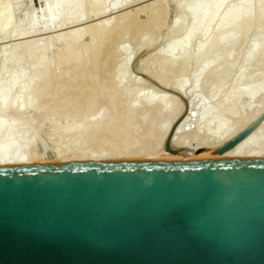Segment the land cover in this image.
I'll return each mask as SVG.
<instances>
[{
	"label": "water",
	"instance_id": "95a60500",
	"mask_svg": "<svg viewBox=\"0 0 264 264\" xmlns=\"http://www.w3.org/2000/svg\"><path fill=\"white\" fill-rule=\"evenodd\" d=\"M0 264H264V158L0 167Z\"/></svg>",
	"mask_w": 264,
	"mask_h": 264
},
{
	"label": "rangeland",
	"instance_id": "374dc122",
	"mask_svg": "<svg viewBox=\"0 0 264 264\" xmlns=\"http://www.w3.org/2000/svg\"><path fill=\"white\" fill-rule=\"evenodd\" d=\"M129 1L131 3L129 2L130 4H127L128 6L125 5L124 7H122V8L120 7V8H117L115 10H113V9H111L110 11L107 10V13L106 12L104 13L106 15L102 14V16L104 15L103 17L98 15L99 19H98L97 16L95 17L96 19L93 18V17H90L89 19H85V20L83 19L82 21H79L78 23L75 22V24L77 23V25L70 24L69 26H66V25H65V27L64 26L63 27L59 26L58 28L55 26L56 28L51 27V29H47V30L45 29L44 31H41L42 30L41 26L43 25L45 18L42 15L41 11H40L41 12L40 13V12H38V10H36V8L40 10L39 5L37 7L36 6L33 7V3H34L33 0H4V2L6 4V7L3 9L2 13L0 14V30H2V28L4 26L9 25L13 20H15V22L17 23L19 28L21 26V28L24 27L23 29H26L25 26L26 27L28 26L30 19H32V18L34 19V16H35V19H38V17H40V15H41L40 19H38L37 26L35 27V31H37V32H35V31L33 32L32 31V32H30V35H29V33L26 34L27 36L26 35H22L21 36V34L19 32H17L19 34V35H17V33L15 34V32H14L15 35L13 34V36H11V37H6V38L2 37V38H0V50H2L5 53L4 49H5V47L8 46L6 48V49H8V50H6V54H8L7 53L8 51H10V53H14L15 52L17 54L18 59L20 57V59H19V60H21L20 63L22 64V67L24 69L23 71H25L24 72V78L30 77L31 74L32 75H34V74L36 75V73H37L36 77L38 79V82H36V84L38 83V85H36V90H37L36 94L38 93L37 95H39V91L38 90L42 89L40 91V95L41 94L42 95L38 96L40 98V100H39V98L36 97V94H35V97L37 98L38 101L36 100V98L32 99V97H30V96L29 97L32 100L28 96H27V99L24 98L25 105H27L29 107L27 111H24V112L19 113V114L15 113V112L6 113V114L0 116V119L7 120V122H9V121L13 122L14 125L16 126V130L18 131L19 136L21 137V136L25 135L24 137L27 140H29L30 145H28L27 147H29V150H31L30 152L35 153V155L38 154L39 161H38L37 164L97 162V161H93V159L90 161V158H89V160H87L88 158L86 160H78L77 159L78 161H76V162L75 161H61V160H63V159L67 160V158H70L71 156H73V158L75 156H76V158H79L80 154L78 152L77 153L75 152L76 151L75 148H76L77 143H78L77 141H80L79 139H81V137L79 135L81 133H86V129H87V131H90V129H91V132H89V133L92 136L94 135V133L92 132V131H94V128H92L93 127L92 126V124H93L92 122L97 120L96 117L98 119H101V120L105 118L104 121H108V120L110 121L111 116H112L113 120H111V121L117 123V122H119V121H117V119H121V114H119V113H123V115L125 114L124 116H126V115L131 116L130 110H129V108L127 109V107L129 105V103H130L131 106L134 105L133 103L135 101V98L133 99L132 97H135L136 93H137V96H141V95H143V93L145 95H147V94H149L148 92H150V95H151V93H152V95H154L153 93L154 92H158L157 90H162L159 86L156 85V83H157L156 81L157 80L155 78L158 77L159 75L167 78L170 81L174 80V82L182 81L181 79H183L184 81L187 82L186 83L187 84L186 85V89L187 88L189 89V87L191 86V79L193 78V76L197 72V66L195 67V63H197L198 61L201 62L203 60V58L199 57V55L197 56V53H196V55H195V53H192V56L188 59V63H186V65H181L180 63L182 61V58H181V56L176 54V55H174V57H175L174 58L175 59V63L174 64L175 65L173 64L171 66V64H169L168 61H166L168 59V56H167L168 54H167L166 51H167V47H168V44L170 42V38H171V35H172L173 31H175L177 33L183 32L189 26V19L186 18V17L180 16L181 15L180 14L181 13L180 9H181V7L184 6L185 2L188 1V0H178V1L177 0L176 1L175 0H158V1L157 0H129ZM160 1H163L161 3L163 5V11L165 13V16H164L165 19H164V22H162V20H161V22L159 23V22H157V21H160L159 18L156 21V19L154 20V18L152 17V14H153L152 12H154L155 10L156 11L160 10V7H158V6H160V4H158L157 7L155 6L157 9L155 8V10L150 12L151 17L153 18V19H150V20L156 21V24L159 23L158 26H156V24H155V27H154V26H151V24H149V23H151V21H149V19L147 17H150L149 16L150 14H147L146 11H147V7L150 4H152L154 2L155 3L156 2H160ZM244 1H247V2L249 1L255 7L257 6L256 9H255L256 13H253L251 18L248 20V23L245 24L246 25L245 26L246 30H244V28H243L242 37L236 43V45L229 42V43H225L223 45H220V46L216 47L213 50L211 56L217 57V63H215L212 68H210L202 76H200V80H201L200 84L201 85L198 84V88H197L198 92L195 94V96H193V100L195 101L193 103L194 107H195V110H194L195 113L197 112L199 114L201 112L199 110H202V107L204 109L205 106L206 107H209V106L211 107L213 105V104H211V103H213V101H211L209 99L210 98V92L212 90H220V89L227 90V89L231 88L232 86H234V84L236 83L237 79L240 76H244V79L248 80L249 79L248 77H250L256 71V64H258L259 62L264 60V47L259 49L254 55H252L250 53V47L254 43H256L259 40V38H260V35H258V33L260 34V33H262L264 31V20L263 21L262 20H258V18H257V17H260L261 15L264 14V0L263 1L259 0V2H258V0H228V3H230V4L231 3L233 4V3H236V2L242 3ZM0 2H3V1L1 0ZM30 4L32 6V8L30 7L31 10L29 9ZM162 5H161V10H162ZM258 5L260 7H258ZM143 7L146 9V11H144ZM88 9L89 8H85V11L88 12L89 11ZM32 11L34 12L33 17H31L32 16L31 13H33ZM142 11H144V13ZM145 12H146V14H145ZM26 13H29V14L26 15ZM121 13L122 14L124 13L123 16H122L123 18L121 17V15H122ZM128 13L130 14L129 16H128ZM156 13H154L153 15H156ZM160 13L161 12L159 11V13H157V16ZM30 14H31V16H30ZM117 15H120L119 18H118ZM134 16H136V17H134ZM157 16H156V18H157ZM114 17L116 19L118 18V22L121 21L122 19H126L127 17H129V18L126 19V21L125 20L123 22L121 21L122 24L124 22H126L124 30L121 28L122 27L121 23H119V25H115V28L114 27L112 28L115 31L114 33L115 34L117 33L116 35L114 34L115 36L113 38V39L116 38L115 43L118 42V47H119L120 44L124 43L125 49H127V53H125L126 50H125L124 53L121 52L120 50H115L114 48L116 47L117 44L114 43L113 39L110 40L113 43L109 41L111 43V45H110L109 42H107L109 37L106 39V36H107V34L109 35L110 32L113 33L112 30L110 32L107 31L108 33L106 32L105 36L103 35V31L99 32V35L96 33V37H97L96 39H95V37L92 38V36H91L92 35L91 30L94 31L93 29H90V30L87 31V29L90 28L91 24L93 26V25H95V23L97 21H98V23L104 22L105 18H106V20H110V21L113 18L112 22H114ZM133 17H134V19H136V20H134L135 22L133 21V23L137 24L138 26L133 25V24L130 23L131 22L130 19H133ZM41 18H43V20H42L43 23L41 21ZM184 18H186V19H184ZM146 19H148L147 23L145 22ZM45 21H46V19H45ZM80 22H81V24H79ZM38 23H39V25H38ZM116 23H117V20H116ZM143 23H146L147 25L149 24L148 27H149L151 32L149 31L147 25L143 24ZM140 24H141L140 28H142V26H143L142 29H140V28L138 29ZM131 25L135 26L136 30L137 29H138V31L140 30V32L137 33L138 36L135 35L136 34L135 32H137L135 29L133 30V31H135L134 32L135 34L134 33L131 34V30H129V28L132 27ZM153 25H154V23H153ZM92 26H91V28H92ZM119 26H120V30H123V31H125L126 29L129 30V33H128V31H126L125 33L120 31L121 33L125 34V35L123 34L124 36H120L121 41H122V38H123V41L120 42V43H119L120 40H119V37H118L120 34L118 35L119 32H116V31L119 30ZM126 26L127 27L131 26V27L126 28ZM150 27L153 28L154 30L151 29ZM61 28H63V29H61ZM81 28H85V33L83 34L84 30L82 29L81 30V36H80V39H79V42H80L81 45L80 44L78 45V43L75 44L76 47L79 46V48H77V50H75L76 48L75 49L72 48L74 46L73 45L72 47H70V48L68 47L66 49L67 43H66V45L63 44L65 42L58 43L59 45L55 44V46L53 44V46L50 47V49L51 48L52 49L51 50L49 49L50 51L46 52V54L44 55V59L46 58L45 59L46 66L43 67L44 70L43 69L40 70L41 72L39 70H37L34 74L31 73V69H32L31 67H33V65H34L33 62H35L37 60L36 58H38V56H40V53L37 50H34L32 52L30 51V53L29 52L26 53V51L23 50L24 54L22 53V50H20V52H18L19 50L17 52H16V50H14L15 47H17V46L19 47L23 43L24 44H26L28 42L31 43L32 40H33V42H37V40H39V42H41V44L43 46V45H45L44 43H46V42L48 43V40H50L49 39L50 36H51V38H54L56 33H57L56 36H58V35H61V33L65 34V33H69V31L72 32V30L74 31L75 29H79L80 30ZM116 28H117V30H115ZM131 29H133V28H131ZM253 29L257 30V34L254 33ZM86 32H87V34H86ZM94 32H93V34H94ZM101 34L103 35V37L101 36ZM97 35L101 36L102 38H105L106 42L103 39V41H102L103 44H102L101 43L102 38L101 37L98 38ZM131 35H132L133 38L131 37ZM135 36H136V38H135ZM35 39H37V40H35ZM40 39L41 40L44 39V40L41 41ZM204 39L205 38L197 37L193 41L192 45L196 46L198 44H201V41H204ZM117 40H119V41H117ZM98 41L102 44V48L100 47V49H102V50H104L105 47L103 48V46H105L106 43H108V45H109V46L108 45L106 46V48L108 47L109 51H107L105 49V51H104L105 55L103 53V55L101 57H100V55L102 54L100 52L101 50L99 49V47H97V46H100ZM47 43H46V45H47ZM126 43H127V45H126ZM113 44L115 46H113ZM110 46H112L111 49H109ZM64 47H65V49H64ZM92 47H93V49L91 50ZM118 47H116V48H118ZM233 47H236V48L233 49ZM2 48H4V49H2ZM95 48H96V50H95ZM78 49H79V51H78ZM97 49H99L100 51H98ZM12 50H14V51H12ZM114 50H115L116 53L114 52ZM93 51H95V53ZM75 52H76V54H74ZM97 52L100 53L99 57L96 56V55L94 56V54H97ZM230 52H231V55H230V57H228V54ZM65 53H68V55H69L68 57L69 58L66 57V55H64ZM92 53H93V55H92ZM107 53H109L110 55L107 54ZM122 53H123V55H122ZM78 54H80L79 55L80 59H78ZM107 55H109L110 58L112 59L111 61H114V62L110 61V62H108V64H106L107 60L105 61V59H106L105 56H107ZM165 55L167 56L166 60H165V57H166ZM93 56L97 58V59L94 58L96 61L93 59ZM108 58L109 57L107 56V59ZM115 58H116V60H115ZM199 58H201V61H200ZM64 59H66V60L64 61ZM92 59H93L94 63L92 62ZM124 59L128 60L127 63H126L127 65L122 64ZM248 59H250V63H249L250 65L245 69L244 66H245L246 61ZM118 60H119V62H118ZM108 61H109V59H108ZM8 62L6 63V69L7 70L10 69V62H9V64H8ZM65 62H67V63L65 64ZM25 64H27L28 66L25 65ZM121 64L123 66H120ZM76 65H79V68H77V70L78 69L80 70V66H83L82 69H81V72H83L86 68H87L86 70L90 72V70L94 68L95 72H97L96 74H94L96 79L94 78V76H92L93 73H95L93 71L92 74L89 75V76H92L93 79H95V81L93 79L90 80V84H93L92 82H94V87H95V85L97 87L100 84L98 86V88L99 87H104L105 89H106L105 86H107V91H108V89L110 90L109 92H107L108 93L107 96L110 93V95L108 96V99H110L109 97H111V99L110 100H108V99L106 100L107 96H106V91H105V96L106 97L103 98L102 95H101L97 99V102L102 101L103 104H101V105H97L96 106L97 103L95 102L93 105H91V108H89V106H87V105H84V109H81V107L83 108V105H81V107H80V104L77 105V108H76V106H74L73 109L66 107V105L69 106V104H68L69 102L68 101H70L69 99H71V97L68 96L69 98H67V100L62 99V96L60 94H58V92H59L60 89L62 90V88H64V86L62 87V85H67V83H68V82H66V84H63V82H64L63 78L64 79L65 78L69 79V77H70L71 84L72 83L73 84H77V83H79L81 81L80 77H77V78L75 77L74 78V76H73V78H71V71H72V69L74 67L75 68L77 67ZM87 65H88V67H87ZM108 65L109 66L111 65L110 66L111 69H108V68H110ZM118 65H119V67H118ZM84 66L86 67L85 69H84ZM89 66L90 67L92 66L91 69L89 68ZM8 67H9V69H8ZM112 67H113V69H112ZM25 68H27V70ZM75 68L73 69V71L74 70L76 71ZM42 71L44 72L45 75L42 74ZM216 71H217V74H218V72H220V73L222 72L220 74V76H218L216 74ZM103 72L106 75L108 73V75H110V76H111V74L113 72V74H112L113 77H115V75L117 76V77H115V79L112 77L113 78L112 81L115 82V84L113 83V85H114L113 86L114 89L112 90L113 93L111 92L112 86H108V83H109L110 80L107 82V80L104 79L105 78L104 76H106V75L102 76ZM150 73H152V74H150ZM41 74L43 76H41ZM86 74H88V72H86ZM146 74H148V75H146ZM214 74L217 75V76L215 77ZM67 75H68V77H67ZM108 75L106 77L107 79H108ZM150 75L154 76L155 78L154 77L152 78ZM87 77H88V75H87ZM84 78H86V77H84ZM89 78L91 79V77H89ZM110 78L111 77H109V79ZM150 78H152V79H150ZM216 79H217V81H216ZM39 80H40V82H39ZM88 80H87V82H84L86 86H88V84H89ZM98 80H99V82H98ZM104 80H106V81H104ZM151 80H153V81H151ZM66 81H68V80H66ZM101 81L103 83L106 82L107 85H106V83H104L105 85L101 86V83H100ZM154 81H155V83H154ZM96 82H98L99 84L97 85ZM135 82L137 83V86H136ZM90 84H89V86H90ZM111 85H112V82H111ZM91 88H93V87H91ZM247 88H248V86H242L241 87V89H247ZM151 89H154V90H151ZM188 89H187V91H188ZM61 90H60V92H61ZM169 90L170 89H168V91H166L165 93H167L169 95L171 94L173 96L174 92L171 93V91L169 92ZM42 91H44V92L46 91V92L43 93ZM139 91H140V93H139ZM141 92H143V93H141ZM146 92H147V94H146ZM127 93L128 94L130 93V97L129 98H132V99H130V100L124 99L123 96H124V94H127ZM183 93L181 92V94H183ZM119 94L121 95V97H120ZM155 94L159 95L157 93H155ZM175 94H178V93H175ZM59 95H60L61 98L59 97ZM126 96L127 95H125V98H126ZM179 96H180V94H179ZM184 96H186V95L184 94ZM224 96L225 95L223 93L220 97L223 98ZM173 97L176 98L177 96L174 95ZM180 97H181V99L177 97L176 101L173 100L174 102H172L168 98L171 101L172 104H175L176 108L179 107V109L181 111L178 108H177V110L180 111V114L182 113L181 115L179 114V116H180V117L178 116L179 118L176 117V119L173 120V123L171 122L172 124H171L170 127H172L175 124H176L177 127H179L180 122L182 121L181 118L182 117L186 118L187 115L189 113H191L190 111L194 109V107L191 109L190 108L191 106L188 105V101L190 102V100H191V99L190 100L186 99L188 96H186V98H185V97H183L181 95ZM189 97H191V94H189ZM196 97H197V99H196ZM220 97H218V98H220ZM236 97H238L237 98L238 102L235 99V101H236L235 107L233 106L232 108L235 110L234 111L235 112L234 115H236L237 112H238L237 117L236 118L233 117L235 119L225 118V120H224V117L223 118L222 117L221 118H217L218 120L220 119V121H223V122L225 121V124L229 125V128L231 130H232L231 127L235 128L236 130H239V127L240 126L243 127L246 124V122L248 123V125L246 124V126H250L260 116H263L262 114H264V94H263V96L259 95V97H257L256 99H253L254 103L251 105V109H249L250 105L248 104L249 102H247L249 100L246 99V97L245 98L243 96L242 97L241 96H236ZM119 98H120V100H118L119 102H117L116 100L119 99ZM112 99L115 100V102L112 101ZM103 100H104V102H103ZM253 100H251L250 102H252ZM27 101H28V103H27ZM106 101H107V103H106ZM108 101H111L109 103V105L111 107L113 106V104L115 106H118L121 101L123 103L124 102L126 103V104L125 103L123 104L121 102V104H120V105H122V104L124 105L122 107L124 109H121L122 112L121 111L119 112V110L117 111V112H119L118 114L120 116L116 113V111L114 112V113H116L115 115L117 116V118H115V119H114L115 116L112 115V113L109 110L105 109L107 107V105H108ZM180 101H181V103H180ZM33 102H34V105H32ZM63 102H64V104L66 102L67 103H66L65 106H62L63 107V110H62L61 105H63ZM71 102L72 101H70V103ZM175 102H177V103H175ZM56 103H59L60 105L56 104ZM115 103L118 104V105H116ZM171 103L169 102V105H171ZM241 103L245 106V108H244V106ZM246 103L248 105L247 109H246ZM28 104H30V106ZM104 104H105V107H104ZM94 105H95L96 108L95 107L93 108ZM31 106H32L33 110H31V108H30ZM55 106L57 107V109H56ZM187 106H189L188 107L189 109H187ZM239 106L241 108L243 107L244 109L242 110ZM34 107H35V109H34ZM85 107H87V108L85 109ZM64 108L66 110H64ZM79 108H80V110H79ZM92 108H93V110H91ZM182 108H183L184 111L182 110ZM67 109H70L71 113H69L70 110L67 111ZM72 110H73V112H72ZM146 110L144 109V111H146ZM188 110H190L189 113H188ZM124 111H126V113ZM148 111H150V112H148ZM148 111L144 112V114L142 113V111H140L141 113H139V115H141L142 117H140L138 115L139 116L138 119H134L132 117L131 119H129L130 121L126 120L127 123L125 122V126H127L128 130H130V131L128 133L127 132L128 130L126 131V129H127L126 128L125 129L126 133L124 135L127 134V136H129V135L133 136L132 138H134L135 141H137V142H134L135 145L138 147L136 150H140V154H139V151H138V153L135 154L136 150H134L135 152H134V154L132 153L133 154V156H132L131 151H133V150L131 149L130 150V155L131 156L129 155L130 158L129 157L125 158V156H120L119 157L117 155H114V154L110 153L109 151H107V152H105V151L99 152L98 151V153L95 152L94 156L98 157L103 152L105 154V155L104 154L102 155L103 159L101 161H98V162H109V161H153V160H146L147 158L143 157L142 154L145 155V153L147 154V153H151V152H155L156 151V147H157V145L160 144V141L162 139L161 138L162 136H159L160 133H159L158 125H159L160 119L162 120L164 118H163L162 115H161L162 116L161 117L158 112L157 113H158V115L160 117H157L158 116L157 113H156L157 110H155V112H154V109L153 110L148 109ZM151 111H153V112H151ZM245 111H246V113H245ZM86 112H87V114H86ZM96 112H97V114H96ZM102 112L104 113V115L106 114V116H104L103 118H102V116H103ZM127 112H128V114H127ZM202 112H203V110H202ZM84 113H85V115H84ZM152 113H155V116L156 115L157 116L156 117L153 116ZM197 113L195 115H198ZM193 114L194 113H192V115ZM199 115H201V113ZM255 115H256L257 118L255 117L256 119L254 120L253 118H254ZM83 116H86V118H84ZM109 116H110V119H109ZM106 118H107V120H106ZM241 118H242V120H241ZM165 119H166V117H165ZM217 119H215V120L213 119V121H211V122H213L212 123L213 124V129L212 130H214V127H215L214 125H215ZM86 120L87 121H89V120L92 121L91 122V127H90L89 130H88V128H89L90 125H88V127H87L88 123H86V124L84 123V122H86ZM133 120H134V122H133ZM141 120L142 121L144 120L143 123L141 122ZM146 120H147V122H150V123H147L148 125L145 122ZM167 120H168V117H167L166 120H163L162 122H166ZM194 120H195V118H194ZM250 120H251V122H250ZM170 121H171V118H170L169 122ZM174 121H176V122H174ZM197 121H198V119H197ZM214 121H215V123H214ZM242 121H243L244 124H242ZM263 121H264V118L262 119V122L258 125V127L254 130V132L258 131L257 129H259V127H260V130H261V124H262V131H260L261 133L258 131V134H257V132H256L257 136L255 135L253 137V140H252V143H254V141L257 142V140H258V142L254 143V145H250L251 143L248 144V145L253 146V147L255 146L256 148H261V147L264 148V124H263L264 122ZM167 123H168V121H167ZM228 123H230V124H228ZM84 124H85V126L87 128H85ZM212 124L208 123V129H209V126L212 127ZM194 126L191 125V127L189 126V128L193 129ZM137 127H138V129H137ZM241 127H240V131L239 132H241ZM135 128H136V130H135ZM205 128L207 129V127L196 129V130H194V132H192V133L188 134L187 136H185L184 139L188 142L187 144H189L192 147L193 146L196 147V145L198 147V145L200 146V144H201L202 148H203L205 146V142L207 144L213 138L215 139V137L211 136V135H214L212 133L213 131H211V133L209 132V134H211V135L209 136L210 139L208 138L209 134H207L208 131H207V133L205 132L206 131V130H204ZM244 128H245V126H244ZM235 129H233V130L236 131ZM210 130H211V128H210ZM233 130H232V133H236L237 132V131L234 132ZM203 133L206 134L207 139H206V137H205V135ZM83 135L85 136V134H83ZM135 135H136V137H135ZM81 136H82V134H81ZM259 136H261V137H259ZM166 137H165V139H166ZM187 137H189V138H187ZM105 138L109 139L108 141L111 140L110 136L109 137L105 136ZM125 138H126V136H125ZM126 139L127 140L130 139L129 142L131 144L130 136H129V138H126ZM165 139H164V142H165ZM214 139H213V141H214ZM127 140H125L124 143H126ZM141 142H142V144H141ZM150 142H151V144H150ZM164 142H163V146L161 145L162 143L160 144V146L162 148H164ZM210 143H211V141H210ZM260 144H261V146H260ZM155 145H156V147H155ZM257 145H259V147ZM121 147H122V145H121ZM42 148H45V149L43 150ZM81 148L84 150L83 152L85 153L83 155L81 154V156L94 158L93 154L90 152V149H92V148L93 149H97L98 147H92V145L90 143H84ZM73 149H75V151H74V153H76L75 155H73V154L71 155V153L73 152ZM123 149H124V153H125V150L126 151L128 150V143H127V149H126V146ZM123 149H122V151H123ZM29 150H28V152H29ZM59 150L62 153L60 152V154H59ZM141 151H142V153H141ZM83 152H81V153H83ZM127 152H129V151H127ZM45 153H47L49 157L47 156V154L45 155V157H43V155ZM90 153H91V156H90ZM77 154H79V155H77ZM97 154H98V156H97ZM127 154H129V153H126V154H123V155H127ZM136 155H138V156H136ZM187 159H189V158H187ZM206 159H212V157L206 158ZM179 160H186V158H181V159L179 158ZM156 161H168V160H156Z\"/></svg>",
	"mask_w": 264,
	"mask_h": 264
},
{
	"label": "bare ground",
	"instance_id": "6f19581e",
	"mask_svg": "<svg viewBox=\"0 0 264 264\" xmlns=\"http://www.w3.org/2000/svg\"><path fill=\"white\" fill-rule=\"evenodd\" d=\"M2 1L3 2H0V14L2 13L3 9L6 7V4H5L4 0H2ZM33 1H35V0H33ZM37 1H38L40 10L37 9V8H36V10H38V12L41 11L42 12V15L46 19V21L44 19V23H43V21H42L43 18H41V21L43 23V25H42L43 27L40 25L41 28H42L41 31H44L45 29L46 30L47 29H51V27H54V28H56V27L58 28L59 26L60 27H63V26L65 27V25L66 26H69L70 24L77 25V23L79 21H82L83 19L84 20L85 19H89L90 17L95 18L97 16L98 19H99V16L98 15L102 16V14H104L105 12L107 13V10L110 11L111 9L115 10L117 8H120V7L122 8L125 5L128 6L127 4H130L131 3L129 0H37ZM261 1H263V0H261ZM161 2H163V1L156 2V3L154 2V3L150 4L147 7V11L144 8L145 6L143 7L144 8V11H146L147 14H150V12L153 11V10H155V8L158 6V4H160V6H158V7H160V10H157V11L155 10L154 12H152L153 14L156 13V12L159 13V11L161 12L160 14H158V16H157V13H156V15H153L152 14V17L154 18V20L156 19V21H157V19L159 18L160 21H157L159 23L161 22V20H162V22H164V19H165V17H164L165 16V13L163 11V5H162ZM258 2H259V0H258ZM161 5H162V10H161ZM30 7L32 8L31 4L29 6V9H30ZM33 7H35V3H33ZM256 7L254 5H252V3L249 2V1L248 2L247 1H244L242 3L236 2V3H233V4L232 3L231 4L228 3V0H188V1H186L185 4H184V6L181 7V9H180V11H181V13H180L181 15L180 16L186 17V18L189 19V26L183 32L177 33L175 31H173V33L171 35V38H170V42H169L168 47H167V51H166L167 54H168V55L166 54L168 56V59L166 60L167 56L165 55L166 56L165 57V60L168 61V63L171 64V66H172L175 63V59H174L175 57H174V55H176V54L179 55V56H181V58H182V61L180 63L181 65H186V63H188V59L192 56V53H195V55L197 53V56L199 55V57H202L203 58L202 61H201V58H199L201 62L198 61L197 63H195V67L197 66V72L193 76V78L191 79V86L189 87V89L187 88L188 91L186 89V85H187L186 83L187 82L184 81L183 79H181L182 81L174 82V80L173 81H170L167 78H165L163 76H160V75L158 77H156V78L154 76L150 75L152 78L154 77L157 80L156 82L158 84L156 83V85L159 86L163 91L162 90H157L158 92H154L153 93L154 95H152V93L150 95V92H148L149 94H147V92H146L147 95H145L143 92H141V93H143V95H141V96H137V93H136L135 94V97H132L133 99L135 98V101L133 103L134 105L131 106L130 103H129V105L127 107V109L129 108V110H130L131 116H128V115L124 116L125 114L123 115V113H119L121 111V109H124L122 107L124 106L123 104L125 102L123 103L121 101L123 103L122 105H120L121 102L119 103V105L115 103L118 106H115L113 104L114 107L113 106L111 107L109 105V103L111 101H108V105L106 104L107 107L105 109L106 110H109L112 113V115L115 116L114 119L117 118V116L115 115L116 113L117 114L118 113L121 114V119H117V121H119V122H117V123L112 122L111 120H113L112 119L113 117L111 115H110L111 116V119H110V116H109L110 121L109 120L108 121H104L105 118L102 119V120L101 119H98L96 117L97 115L95 116L97 120H95V121L93 120L94 122H92L91 120H89L90 122L86 120V122H84V123L85 124L88 123L87 124V127H88V125H90L89 128H88V130L91 127V122L93 123L92 124V126H93L92 128H94V131H92V132L94 133V135L92 136L89 133V132H91V129H90V131H87V129H86V133H81L82 136H81V134L79 135L81 137V139H79L80 141H77L78 143H77V146L75 148L76 151H75V149H73V152L71 153V155L72 154L75 155L78 152L80 154L79 158H76V156L73 158V156H71L72 158L70 157V158H67V160H64L63 159L61 161H75L76 162L78 160H86L87 158H88L87 160H89V158H90V161L93 159V161H97L98 162V161H101L103 159V156L102 155L104 154V152H103L101 155L99 154L100 156H98V154H97L98 157L94 156L95 155V152L98 153V151L99 152H102V151L107 152V151H109L110 153H112L114 155H117L119 157L120 156H125V158L126 157H129L130 158V156H131L130 155V150L132 149L133 151H131V154L132 153L134 154V152H135L134 150H136L138 147L135 145L134 142H137V141H135V139L132 138L133 137L132 135H129L130 138H131V144L129 142L130 139L129 140L126 139V138H129V136H127V134L124 135L126 133V131L128 130L127 126H125V122L127 123V121L129 119H131L132 117L134 119H138L139 116L142 117L141 115H139V113H141L140 111H142V113L144 114V112L148 111V109H151V110L154 109V112H155V110H157L156 113L158 112L159 115L160 116L162 115L163 118H164L162 120L160 119V122L161 123L159 122V125H158V129H159V133H160L159 136H162L161 137L162 139L160 141V144L162 143L161 145L163 146L164 139L167 136V134H168V132H169V130L171 128L170 126L173 123V120L176 119V117L179 116L180 111H181L179 109V107H177V108L180 111L177 110V108L175 107V104H172L171 103V101L174 102L173 100L176 101L177 100L176 99L177 97L174 98L173 97L174 95L172 96L171 94L169 95V94H167L165 92L168 91V89H170L169 92L171 91V93H173V92L174 93H178V95L180 94V96L182 95L181 92L182 93L184 92L183 94H185L186 96H188L187 98L185 96V98L187 100H190L191 99L190 102L188 101V105L191 106L190 108L192 109L194 107V104L193 103L195 102L193 100V96H195V94L198 92L197 91L198 84H200V82H201L200 76H202L206 71H208L210 68H212L215 63H217V57L211 56L213 50L216 47H218L220 45H223L225 43H229V42L236 45V43L242 37V30H243V28H244V30H246L245 29V26H246L245 24L248 23V20L251 18V16L253 15V13H256L255 12L256 11L255 10ZM258 7H260V6L258 5ZM85 8H89L88 9L89 11L88 12L85 11ZM144 11H142V12L144 13ZM146 12H145V14H146ZM28 14L29 13H26V15H28ZM31 14H32V16H31ZM31 14H30V16L33 17L34 12L31 13ZM123 14L121 15V17L123 16ZM104 15H106V14H104ZM129 15L130 14L128 13V16ZM117 16L119 18L120 15H117ZM149 16L151 17V14ZM156 16H157V18H156ZM40 17H41V15H40ZM40 17H38V19H40ZM134 17H136V16H134ZM134 17H133V19H130L131 20L130 23L133 24V25L138 26L137 24L133 23V21L136 20V19H134ZM150 17H147L149 19V21H151V23H149V24H151V26H154L155 27L156 21L150 20V19H153L152 17L151 18ZM118 18L116 19L114 17V22H112L113 21V18L112 19L110 18L111 21L110 20H106V18H105L104 22L98 23V21H97L96 22L97 24L95 23V25H93V26L91 24L92 28L90 26V28L87 29V31L90 30V29H93L95 32L91 30V32H92V35L91 36H92V38L95 37V39H96L97 38L96 37V33L99 35V32H102L103 31V35L105 36L107 31L110 32L112 30L113 33L110 32V34L109 35L107 34V36H106V39L109 37L108 38V41H107V42H109L117 34V33L116 34L114 33L115 31L112 28L113 27L115 28V25H119V23L122 24V22L124 20L126 21V19L129 18V17H127V18L125 17L126 19H122L121 20L122 22L121 21L118 22ZM186 18H184V19H186ZM257 18H258V20H262L263 21L264 20V14L261 15L260 17H257ZM38 19H35V16H34V19L33 18L30 19L28 26L27 27L25 26L26 29H23L24 27L21 28V26L19 28V26L17 25V23L15 22V20H13L9 25L4 26L2 28V30H0V38H2V37H5V38L6 37H11V36H13L14 32H15V34L17 32H19L21 34V36L22 35H26L28 33L30 35V32H32V31L34 32L35 31V27L37 26ZM148 19H146L147 21L145 20L146 23L148 22ZM116 20H117V23H116ZM75 22H77V23L75 24ZM125 23L126 22H124L122 24V27H121L123 30L125 29V25H126ZM146 23H143V24H146ZM153 23H154V25H153ZM159 23H157L156 26H158ZM79 24H81V22ZM38 25H39V23H38ZM133 25H131L132 27L131 26H128V27L126 26V28H129V27L133 28V29L129 28V30H131V34L135 32V31H133L134 29L136 30L135 26H133ZM148 25H147V27H148ZM140 27H141V24L139 25L138 29ZM117 28L115 30H117ZM142 28H143V26H142ZM142 28H140V29H142ZM61 29H63V28H61ZM82 29L84 30V32H83V34H84L85 33V28H81L80 30L79 29H75L74 31L72 30V32L68 30L69 33H65V34L64 33L63 34L61 33V35H58V36H56V34H57L56 33L54 38H51V36H50V38H49L50 40H48V43L45 41L47 43V45H46V43H44L45 45L42 46L41 42H39V40L35 39V40H37V42H33V40L31 41V43H29V42L26 43L25 42L26 44L23 43L19 47L17 46L18 48L15 47L16 49L14 48V50H16V52L18 50H19L18 52H20V50H22V53H23V50L26 51V53H28V52L30 53V51L32 52L34 50H37L40 53V56H38V58H36L37 60L35 62H33V64H34L33 67H31L32 68L31 69V73L34 74L37 70H39V71L41 69L44 70L43 67L46 66V62H45V59L46 58L44 59V55L46 54V52H48V51H50L52 49V48L50 49V47H52L53 44L55 46V44L56 45H59L58 43L65 42L63 44L66 45V43H67L66 49L68 47L70 48V47H72L74 45L72 48L73 49L76 48L75 50H77V48H79L78 45L80 44L79 39H80V36H81V30ZM138 29L136 30L137 32H135L136 34L134 33L137 36H138L137 33L140 32V30L138 31ZM148 29H149V27H148ZM151 29H153V28H151ZM123 30H120V26H119V30L116 31V32H119L118 35L120 34L118 36L120 41L117 40V41H119V43L123 41V38H122V41H121L120 36H124L125 35L124 33L126 31H128V33H129V30H127V29L125 31H123ZM120 31H122L124 33H121ZM149 31H150V29H149ZM253 31H254L255 34H257V30L253 29ZM35 32H37V31H35ZM93 32H94V34H93ZM86 34H87V32H86ZM17 35H19V34L17 33ZM103 35L101 34L102 37H103ZM258 35H260L259 40L250 47V53L252 55H254L259 49H261L262 47H264V31L262 33H260V34L258 33ZM101 36H98V38L101 37ZM131 37H132V35H131ZM197 37H201V38H205V39H204V41H201V44H198L196 46L195 45L193 46L192 45L193 44V41ZM135 38H136V36H135ZM103 39L106 42L105 38H102L101 43H102ZM43 40L44 39H42L41 41H43ZM115 40H116V38L113 39L114 43H115ZM110 42H112V41H110ZM76 43H78V45H77L78 47H76V45H75ZM101 43L99 42V45L100 46H97V47H99V49H100V47L102 48V44L103 43L102 44ZM115 44H117L116 47H118V42H116ZM107 45H108V43H106V45L103 46V48L105 47L104 50L100 49L101 50L100 51L99 49H97L98 51H100L102 53L101 55H100L99 52H97L98 55L97 54H94V56L96 55V56L99 57V55H100V57H101L103 55L105 49L107 51H109L108 50V47L106 48ZM110 45H111V43H110ZM126 45H127V43H126ZM113 46H115V45L113 44ZM7 47H5V49L2 48V49L5 50V53L2 50H0V116L4 115L6 113L15 112V113L19 114V113H22L24 111H27L29 107L27 105H25L24 98L27 99V96L28 97L30 96L33 99V98H36V97L39 98L38 96H41L42 95V94L40 95V91L42 89L41 90H38L39 91V95H37L38 93L36 94V91H37L36 90V85H38V83L36 84V82H38V79L36 77L37 73H36V75L35 74L34 75L31 74L30 77L24 78V72L25 71H23L24 69L22 67V64L20 63V61H21V60H19L20 57L18 59L17 54L15 52L14 53H10V51H8L7 52L8 54H6V50H8V49H6ZM111 47L112 46H110L109 49H111ZM116 47L114 48L115 50H120L123 53L126 50L125 53H127V49H125L124 43L120 44L118 48H116ZM235 48L236 47H233V49H235ZM64 49H65V47H64ZM92 49H93V47L91 48V50ZM14 50H12V51H14ZM95 50H96V48H95ZM115 50H114V52H115ZM78 51H79V49H78ZM93 52L95 53V51H93ZM123 53H122V55H123ZM74 54H76V52ZM107 54H109V53H107ZM64 55H66V57L69 56L68 53H65ZM79 55L80 54H78V59H80L79 58ZM92 55H93V53H92ZM104 55H105V53H104ZM109 55H107L109 57L108 58L109 61L107 59V56H105V58H106L105 61L107 60V63L106 64H108V62H110L112 60ZM230 55H231V52L228 54V57H230ZM94 56H93V59L94 58L97 59ZM93 59H92V62H93ZM65 60L66 59H64V61ZM115 60H116V58H115ZM8 61L10 62V69L8 67L9 70L6 69V63ZM127 61H128L127 59H124V61H123L122 64L127 65L126 64ZM9 62H8V64H9ZM111 62H114V61H111ZM118 62H119V60H118ZM66 63L67 62H65V64ZM249 63H250V59H248L246 61V64L244 66L245 69L250 65ZM122 64L120 66H123ZM25 65H27V64H25ZM76 66H77L76 68L74 67L76 69V71L75 70L73 71L74 68L71 71V78H73V76H74V78L75 77L76 78L77 77H80L81 78V81L79 83H77V84H73V83L71 84L70 77H69V79H66V78L64 79L63 78V80L65 82V83L63 82V84H66V82H68V83H67V85H62V87L64 86V88H62V90L60 89L62 93L59 90L58 94H60L62 96V99H65V100H67V98L71 97V99H69V100L72 101V102L70 103V101H68L69 102L68 103L69 106H67L66 105L67 102L64 104V102H65L64 101L63 102V105H61L62 110H63V107L62 106H65V105H66V107L73 109L74 106H76V108H77V105L80 104V107H81V105H83V108L81 107V109H84V105H87V106H89V108H91V105H93L95 102L97 103L96 106L103 104L102 101H99L100 103L97 102V99L101 95H102L103 98L106 97L107 94H108L107 92H109L110 90L108 89V91H107V86H105L106 89L104 87H99L98 88V86L100 85L98 83L99 80H98V82H96L97 85L99 84L97 87H96V85L94 87V82H92L93 84H90V80L93 79L92 76H94V74L97 73V72H95L94 68L91 69L92 66L91 67L89 66V68L91 69L90 72L86 70L87 68L85 66H84V69L86 68L85 69L86 71L84 70L85 72L84 71L81 72V69H82L83 66H80V70L79 69L77 70V68H79V65H76ZM87 67H88V65H87ZM118 67H119V65H118ZM25 69L27 70V68H25ZM108 69H111V67L108 68ZM112 69H113V67H112ZM93 71L95 73H93L92 76H89V75L92 74ZM86 72H88V74H86ZM104 72H103L102 76L103 75H106V74H104ZM221 73L218 72V74H217V71H216V74L218 76H220ZM42 74L45 75L43 71H42ZM42 74H41V76H43ZM112 74H113V72H112ZM112 74L110 76L107 73L108 79L106 78L107 75L104 76L105 77L104 79H106L107 82L110 80L109 81L110 84L108 83V86H112L111 92L114 89L113 88V86H114L113 83L115 84V82L112 81V79L113 78L115 79V77H117L116 75H115V77H113ZM150 74H152V73H150ZM87 75H88V77H87ZM146 75H148V74H146ZM217 75L214 74L215 77ZM67 77H68V75H67ZM84 77H86V78H84ZM89 77H91V79ZM109 77H111V78L109 79ZM83 78L85 80L87 78L89 79V80L88 79L87 80L89 81L90 86H89V84H88V86L85 85L84 82H87V80L85 81ZM94 78H95V76H94ZM152 78H150V79H152ZM248 78H249L248 80H245L244 79V76H240L237 79V81L234 84V86H232L231 88H229L227 90H223V89H220V90H212L210 92V98L209 99L211 101H213V103H211L213 105L211 107L210 106L209 107H206L205 106L204 109L202 107L203 112H202V110H199V111H201L200 112L201 115H199L200 113L198 114L197 112L196 113L198 115H195L196 114L194 112L195 107L191 111L188 110V113H189V111L191 113H189L186 118L185 117L184 118L183 117L181 118L182 121L180 122L179 127H176L175 132H174V134L172 136L171 143H170V148L173 150L172 153H168L159 144V145H157V147L155 145V147H156V151L155 152H151V153H147V154L145 153V155L142 154L143 157H146L147 158L146 160H153V161L154 160L155 161L156 160L173 161V160H179V158L180 159L181 158H186V159L187 158H189V159H193V158L194 159H206V158H210V157H212V159L213 158H216V159H223V158H264V148H262V147L261 148H256L255 146L254 147L253 146H250V145H254V143H257L258 142V140H257V142L254 141V143H252V140H253V137L256 135V132L258 134V131L259 132L262 131V124H261V130H260V127H259V129H257L258 131H255V132L253 131L245 140H243L234 149H232L231 151L225 153L222 156H217L216 155L217 150L223 144H225L226 142H228L231 138H233L234 136H236L237 133H239L240 127H241V126L239 127V130H236L235 128L231 127L232 130L235 129L237 131L236 132V131L233 130L236 133H232V130L229 128V125L225 124V121L224 122L223 121H220V119L218 120L217 118H221V117L223 118L224 117V120H225V118L235 119L237 117L238 112H237L236 115H234L235 114V112H234L235 110L232 108L233 106L235 107V103H236L237 98H238L236 96H241V97L243 96L244 98L246 97V99L249 100V101H247V102H249L248 104L250 105L249 106L250 107L249 109H251V105L254 103V100L253 99H256L257 97H259V95L260 96H263V94H264V60L261 61V62H259L258 64H256V71L250 77H248ZM95 79H93V80L95 81ZM66 80H68V81H66ZM106 80H104V81H106ZM151 81H153V80H151ZM216 81H217V79H216ZM39 82H40V80H39ZM111 82H112V85H111ZM100 83H101V86H104L105 85L104 83H106V82L103 83L101 81ZM154 83H155V81H154ZM106 85H107V83H106ZM136 86H137V83H136ZM242 86H248V88L247 89H241ZM91 87H93V88H91ZM151 90H154V89H151ZM105 91H106V96H105ZM42 92L45 93L46 91L45 92L42 91ZM139 93H140V91H139ZM155 93H157L159 95H156ZM223 93H224L225 96L223 98H221L220 96ZM35 94H36V97H35ZM189 94H191V97H189ZM60 95H59V97H60ZM109 95H110V93H109ZM125 95H127L126 98H125ZM108 96L106 97V100L108 99ZM120 97H121V95H120ZM123 97H124V99H128V100L132 99V98H129L130 97V93L129 94L128 93L127 94H124ZM218 97H220V98H218ZM37 98H36V100H37ZM109 98L111 99V97H109ZM110 99H108V100H110ZM196 99H197V97H196ZM235 99H236V101H235ZM39 100H40V98H39ZM118 100H120V98L117 99L116 101L119 102ZM251 100H253V101L250 102ZM112 101L115 102V100H113V99H112ZM168 101L171 103V105H169V102ZM103 102H104V100H103ZM27 103H28V101H27ZM106 103H107V101H106ZM175 103H177V102H175ZM180 103H181V101H180ZM56 104H59V103H56ZM28 105L30 106V104H28ZM32 105H34V102H33ZM247 106L248 105L246 103V109H247ZM94 107H95V105L93 106V108ZM104 107H105V104H104ZM30 108H31V110H33L32 109V106ZM86 108L87 107H85V109ZM93 108L91 110H93ZM183 108H182V110H183ZM244 108H245V106H244ZM244 108L242 107L241 109L243 110ZM34 109H35V107H34ZM56 109H57V107H56ZM144 109L145 110L147 109V110L144 111ZM64 110H66V109L64 108ZM68 110H70V109H67V111ZM79 110H80V108H79ZM118 110H119V112H117ZM115 111H116V113H114ZM72 112H73V110H72ZM124 112L126 113V111H124ZM148 112H150V111H148ZM151 112H153V111H151ZM69 113H71V110H70ZM158 113H157V115H158ZM192 113H194L193 114L194 116L192 115ZM245 113H246V111H245ZM86 114H87V112H86ZM96 114H97V112H96ZM127 114H128V112H127ZM152 114H153V116H155V113H152ZM84 115H85V113H84ZM159 115L157 117H160ZM104 116H106V114L104 115V113H103L102 118ZM83 117L86 118V116H83ZM165 117H166V119L168 117V120H167L168 123H167V121L166 122H162L163 120H166ZM233 117H235V118H233ZM255 117H256V115L253 118L254 120L257 118V117L255 118ZM170 118H171V121L169 122ZM194 118H195L196 121L194 120ZM197 119H198V121H197ZM213 119L214 120L217 119L216 123L214 121V123H215L214 130H212L213 129V124H212L213 122H211V121H213ZM106 120H107V118H106ZM241 120H242V118H241ZM143 121L141 120L142 123H143ZM133 122H134V120H133ZM145 122H146V124L147 123H150V122H147V120ZM174 122H176V121H174ZM250 122H251V120H250ZM208 123H211L212 124V127L209 126V129H208ZM85 124H84V126H85ZM228 124H230V123H228ZM242 124H244L243 121H242ZM246 124L248 125L247 122H246ZM246 124L244 125L245 128L249 127V126H246ZM191 125L194 126L193 129L189 128V126L191 127ZM244 126L241 127V131H242V129L243 130L245 129ZM87 127L85 126V128H87ZM204 127H207V129H208V130L206 128L204 129V130H206L205 131L206 133L208 131L207 134H209V132L211 133V131H213L212 133L214 135L209 134L208 135V138L211 135V136L215 137L216 140L213 138L214 139V141H213V139L211 138L212 139V140H210L211 143H210V141L207 144L205 142V146L203 148H202V145L201 144H200V146L198 145L199 148L197 147V145H196V147H197L196 148L195 146L192 147L189 144H187L188 142L184 139L185 136H187L188 134L194 132V130H196V129H200V128H204ZM210 128H211V130H210ZM125 129H126V131H125ZM137 129H138V127H137ZM135 130H136V128H135ZM129 131L130 130H128L127 132L129 133ZM83 134H85V136ZM204 135H205V137L207 139L206 134H204ZM24 136H21V137L19 136V133L16 130V126L14 125L13 122H11V121L7 122V120L0 119V167L24 166V165H33V164H37L38 163V161H39L38 154L35 155V153L30 152L31 150H29V147H27L28 145H30V142ZM105 136H107V137L110 136L111 137V140L108 141L109 139L105 138ZM125 136H126V138H125ZM135 137H136V135H135ZM259 137H261V136H259ZM187 138H189V137H187ZM125 140H127L128 142L126 141V143H124ZM84 143H90L92 145V147H98L97 149H93V148L90 149V152L93 154L94 158L81 156V154L82 155L85 154L83 152L84 150L81 148ZM127 143H128V150L127 151H129V152H127L125 150V153H124V149L123 148H125V146H126V149H127ZM141 144H142V142H141ZM150 144H151V142H150ZM248 144H250V145H248ZM121 145H122V147H121ZM257 146L259 147V145H257ZM260 146H261V144H260ZM42 149L44 150L45 148H42ZM122 149H123V151H122ZM28 150H29V152H28ZM74 151L76 153H74ZM138 151H139V154H140V150H136L135 154L138 153ZM60 152L61 151L59 150V154H60ZM81 152H83V153H81ZM91 153H90V156H91ZM126 153H129V154L123 155V154H126ZM141 153H142V151H141ZM46 154L47 153H45L43 155V157H45ZM79 154H77V155H79ZM133 154H132V156H133ZM47 156H48V154H47ZM136 156H138V155H136Z\"/></svg>",
	"mask_w": 264,
	"mask_h": 264
}]
</instances>
